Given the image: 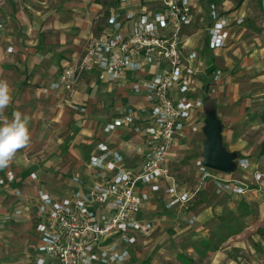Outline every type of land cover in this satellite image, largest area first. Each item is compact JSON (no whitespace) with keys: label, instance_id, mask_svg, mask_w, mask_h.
Wrapping results in <instances>:
<instances>
[{"label":"built area","instance_id":"1","mask_svg":"<svg viewBox=\"0 0 264 264\" xmlns=\"http://www.w3.org/2000/svg\"><path fill=\"white\" fill-rule=\"evenodd\" d=\"M129 2L120 0V6L107 15L102 33L92 37L81 55L65 64L43 92L64 90L70 94L85 73H93L98 82L114 83L126 73L138 77L150 67H158L150 80L132 85L141 103L125 108L102 128L108 134L127 127L141 136L142 142L135 149L142 163L138 170H129L119 152L98 140L86 161L89 178L73 175L75 188L68 195L54 200L38 189L33 210L30 203L22 202L7 212L3 216L6 222L25 214L31 217L39 235L32 249L35 264H128L132 258L129 249L137 236L153 226L139 217L149 200L144 188L155 189V183L163 179L168 182L164 189L166 209L186 204L195 194L179 192L167 169L178 141L201 132L203 125L202 98L193 96L198 56L186 49L183 35L191 22L192 0H159L160 7L152 11L128 8ZM210 8L208 47L220 49L227 43L230 23L215 14L212 4ZM242 22V18L233 20L236 26ZM6 52H12V47H6ZM220 74L221 70H214L212 80L217 81ZM195 117H202L201 125L194 123ZM246 164L238 160V168ZM194 166L201 183L210 179L216 193L244 192L243 185L227 178L228 174L203 166L201 157L195 159ZM253 177L264 183L261 173L255 172ZM28 178L36 181L37 175L32 172ZM17 182L23 183L10 170L0 174V189L31 199L23 189L14 188Z\"/></svg>","mask_w":264,"mask_h":264},{"label":"crops","instance_id":"2","mask_svg":"<svg viewBox=\"0 0 264 264\" xmlns=\"http://www.w3.org/2000/svg\"><path fill=\"white\" fill-rule=\"evenodd\" d=\"M135 1L131 0V3ZM106 2V0H0V24L2 25L0 29V79L7 80L12 88L11 103L0 117V121L11 119L14 112L30 117L27 110L32 108L33 111L34 103L37 102L32 101V99L43 96L48 99L49 105H52L51 103L55 104L56 99L64 100L66 106L55 105V107H59V113H63L62 110L65 109L66 113L69 112L82 117L78 128H90V130L86 129L83 132L80 130V133L72 139L73 145L77 142H83L88 146V149L83 155V159L74 166L68 177L52 180L49 178V172H44L43 169L36 170L26 163L20 162L23 159L20 154L15 156V163L11 161L8 167L0 169V174L6 170L12 171L18 179L23 181V183L17 182L14 188H21L25 191V194L32 195L31 199L18 198L11 189H0V264H35L32 249L39 235L33 228L31 217L25 214L6 222L3 220V216L22 202L30 203L31 210H33L35 193L38 189L47 192L52 199L59 200L75 188V184L71 181L73 175L88 179L86 161L89 154L94 151V142L104 141L111 149L119 152L124 157L125 167L131 171L138 170L142 163V156L135 149L142 142L141 136L134 134L131 128L127 127H120L108 134L103 133L102 128L112 119L121 116L125 108L141 103L142 98L132 91V85L136 82L141 84L150 80L158 67L154 69L150 67L138 77L126 73L125 78L114 83L98 82L95 80L93 73H85L81 75L76 87L70 94L64 90L43 92V89L48 86L55 78L56 73L65 64L81 55L86 44L91 40L90 34L95 31L96 26L98 25L100 28L102 25L101 30L105 29L107 15L118 8L120 0H113V3L107 7ZM155 2L154 0L153 3ZM243 2L241 3L238 0L234 3L233 8L240 3L242 5ZM195 4L193 5L194 14L204 13L203 15L207 20L204 28L208 30L212 25L210 2L200 0ZM231 4L232 2L228 0L221 1L222 6H232ZM227 9L229 8L225 10ZM220 12H218L219 16ZM246 13L247 10L242 9L241 6L229 12L231 16L228 15L227 19L231 30L229 29L225 47L220 49H210L208 47V36L206 35L201 46L194 45L192 35L185 37L186 49L196 51L198 56L194 61V65L199 70L194 79L196 91L193 96L201 97V89L207 87L206 77L212 71L210 67L212 56L216 55L217 51H224L228 48L232 39L233 27H235L233 20L238 18L244 20V14ZM225 18V16H222V19ZM238 27L239 25L236 26V28ZM9 46L12 47V52H6V47ZM258 51V58L264 56V49L260 48ZM44 61L51 65L46 71L41 73L32 71ZM251 81L260 82L262 78L258 76L252 78ZM219 82L221 84L217 85L215 91L217 90L219 96H221L220 86L223 87L224 81ZM208 87L210 88V85ZM224 88L227 92V90L232 91L238 87L233 89L228 83L224 85ZM209 90L211 89L207 88L205 90L206 94L210 93ZM100 97H102L101 99L105 97L108 100V104L110 103L111 106L108 108L112 112L110 116L105 118L104 123L91 110L95 107L100 108ZM112 97L113 100L118 98V102L111 101ZM239 98L237 95L234 97L229 96L226 101L225 97L224 104H228V106L221 108V111L218 109L217 114L223 124L221 132L223 145L228 151L237 152L239 160L247 162L244 167L237 168L235 173L226 176L240 182L243 185L244 192L242 194L225 192L223 194L227 196L222 197L215 207L208 202L202 204V208L196 212L189 210L190 216L187 218V223L193 226L194 232L191 233L190 239L194 242L187 245V248L183 251H178L177 255L187 256L186 260L190 264H235L236 260L239 261V264H264V183L256 181L253 177L255 172L264 175V172H260L258 168L260 165L259 160L264 157V152H261L264 140L258 141V144L255 145L257 141L250 136V130L257 127L251 123L258 117L257 111L254 107H248L244 100L240 106H234L233 104ZM201 119L202 117H195L193 121L201 125ZM52 122H54V125L56 124V127L66 123L64 119H57ZM30 124L31 121H29L28 126ZM100 125L102 127H99ZM84 134H86L85 139L82 137ZM251 141L254 142V145L251 144ZM177 148H179L178 143L171 151L174 157L177 156ZM51 164L52 161L48 166H52ZM63 166L61 168L66 170L67 167ZM32 172L37 175L36 181H30L28 178ZM203 183L206 187L210 185L214 190L210 179H206ZM167 185L162 187L161 199L163 205L164 198H166L163 193ZM50 186L57 189L52 191ZM176 188L179 192L193 191L195 194L189 202L182 206H176L173 210L189 208V204L193 201L198 189H184L177 185ZM144 189L149 194V200L145 202L144 206L150 207L152 194L158 190L153 191L151 187ZM158 193L160 194V192ZM190 206L192 207L193 203ZM222 209H229L230 213H233L230 217L234 215L233 220L236 222L228 226L225 225L228 231H226V240L222 246L216 250L205 249L202 252L194 244L202 242V237H205L208 233L209 228L204 223L208 221L213 211ZM169 211H172V209H169ZM191 218H193V222L189 223ZM227 250L238 254H241L243 250H247L250 254L248 255L249 260L230 258ZM191 252H194V254ZM128 264H136L133 255Z\"/></svg>","mask_w":264,"mask_h":264},{"label":"rangeland","instance_id":"3","mask_svg":"<svg viewBox=\"0 0 264 264\" xmlns=\"http://www.w3.org/2000/svg\"><path fill=\"white\" fill-rule=\"evenodd\" d=\"M106 1V7L113 3V0ZM153 1L154 0H136L134 3H131L130 0L127 7L135 10L146 7L147 10L152 11L160 7L158 4L159 0H155V3H153ZM197 1L200 0H192V5H196L195 3ZM208 1L210 5L212 4L214 6L215 14L219 18L225 16L226 21H229L227 19L229 12L239 8V6H241L242 9L245 8L247 13L244 14V20L239 27L236 28V25L233 27L232 39L228 48L224 51H217L216 55L214 54L212 56L210 66L212 71L206 77L205 82H208L206 83L207 87L205 86V88L201 89L200 96L202 99L206 98L207 95L213 98L217 111L218 109L221 111V108L228 106V104H224L225 97L227 101L229 96L234 97L236 95L240 98L233 104L234 106H240L244 100L248 107H254L258 117L251 123L257 127L250 130V136L257 141V143H255V145H257L258 141L264 140V56L257 57L258 50L260 48L264 49V0H240L241 3L244 1L243 4L240 5V3L234 8V3L238 0H228L232 2V6H222V0ZM223 1L225 2V0ZM226 8L229 9L225 10ZM209 9L211 8L209 7ZM218 12H220V16ZM203 14L202 12L199 15H195L193 9L191 22L189 26H186L183 30V35L185 37H190L192 35L194 45L197 46L202 45L203 39L205 35L207 36L208 32V30L204 28L207 20ZM101 27L99 28L97 25L95 31L90 34V38L96 37L102 33ZM50 66V64L44 61L38 64L37 68H34L32 71L41 73L42 71H46ZM213 68L221 70V74L218 78L219 81H224L223 87L220 86L221 96H219L217 90L215 91L217 85L221 83L218 80H212ZM258 76L262 78V81H251L252 78ZM228 83L233 89L236 87L238 88L232 91L227 90L226 92L224 85ZM208 85H210V88ZM207 88L211 89L209 90V94L205 92ZM101 98L102 97L99 99ZM32 101H37L36 104L34 103V110L32 111V108H30V110L25 109L30 114L28 119L31 121V124L28 127L31 140L29 145L18 151L16 155L20 154L23 158L20 162L26 163L31 168L36 170L43 169L44 172H49V178L52 180L68 177L70 172L74 169V166L79 164L83 159V155L88 149V146L83 142H77L73 145L72 139L75 135L80 133V130L83 132V130H90V128H78V124L81 122L82 117L70 114L69 112L66 113L65 109L62 110L63 113H59V107H55V105L61 104L66 106L64 100L56 99L54 101L55 104L51 103L52 105H49L47 102L48 99L42 96L40 98H33ZM111 101L116 103L118 102V98L113 100L112 97ZM100 102L101 106L99 109L95 107L91 110L92 113H95L104 123L105 118L112 114L110 108H108L111 106L110 103L108 104V100L105 99V97L101 99ZM0 117H2V114H0ZM57 119H64L66 123L60 127H56V124L54 125L52 121ZM99 127H102V125ZM85 135L86 134L82 135L83 139H85ZM203 139L202 133L197 132L179 140V148H177L176 152L177 156L174 157L173 154L167 163V169L174 179L175 185L184 189H198V192L191 202L193 206L191 207L190 203L187 209L179 208L173 210L174 208H171L172 211H169V209L164 207L161 199V192H163L162 187L168 183L164 182V179L155 183L157 188L153 189V191H158L152 194L151 206H144L139 214L142 222H153V226L146 233L139 234L136 238V243L129 249L136 264H190L188 260H186L188 258L187 256H183V254L180 256L177 255L178 251H183L187 248V245L194 242L190 239L191 233L194 232L193 226L187 223V218L190 216L189 210L191 209L196 212L202 208V204L208 202L215 207L222 197L227 196L226 194L216 193L212 190L210 185L206 187L203 183L204 181L200 184V175L194 166V161L196 158L201 157ZM251 144L254 145V142L251 141ZM15 158L16 157L13 158L12 163H15ZM51 161L52 166H48ZM259 162V171L264 172V157H262ZM61 166H66V170H63ZM50 187L52 191L57 189L52 186ZM158 192H160V194ZM232 214L229 209L213 211L211 217L204 223V225L209 228L208 233L205 237H202V242L195 243L194 246L202 252H204L205 249L216 250L222 246L223 242L226 240V231H228L225 225L228 226L236 222L233 220L234 215L230 217ZM227 252L230 258L249 260L248 255L250 254L247 250H243L241 254L233 253L231 250H227ZM191 253L194 254V252ZM235 264H239V261L236 260Z\"/></svg>","mask_w":264,"mask_h":264},{"label":"water","instance_id":"4","mask_svg":"<svg viewBox=\"0 0 264 264\" xmlns=\"http://www.w3.org/2000/svg\"><path fill=\"white\" fill-rule=\"evenodd\" d=\"M202 104V164L211 170L232 174L238 168L239 155L235 151H228L222 143L223 124L218 118L215 100L207 95L202 99Z\"/></svg>","mask_w":264,"mask_h":264},{"label":"clouds","instance_id":"5","mask_svg":"<svg viewBox=\"0 0 264 264\" xmlns=\"http://www.w3.org/2000/svg\"><path fill=\"white\" fill-rule=\"evenodd\" d=\"M12 88L5 79H0V114L9 107ZM29 119L21 113L14 112L11 119L0 121V169L9 166L15 155L27 147L31 140Z\"/></svg>","mask_w":264,"mask_h":264},{"label":"trees","instance_id":"6","mask_svg":"<svg viewBox=\"0 0 264 264\" xmlns=\"http://www.w3.org/2000/svg\"><path fill=\"white\" fill-rule=\"evenodd\" d=\"M261 152H264V145H262V147H261Z\"/></svg>","mask_w":264,"mask_h":264}]
</instances>
